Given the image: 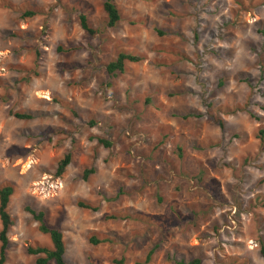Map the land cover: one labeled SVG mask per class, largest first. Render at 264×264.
I'll list each match as a JSON object with an SVG mask.
<instances>
[{"label": "rangeland", "instance_id": "obj_1", "mask_svg": "<svg viewBox=\"0 0 264 264\" xmlns=\"http://www.w3.org/2000/svg\"><path fill=\"white\" fill-rule=\"evenodd\" d=\"M113 1L0 0L4 264L50 246L26 206L66 264H264V0Z\"/></svg>", "mask_w": 264, "mask_h": 264}, {"label": "trees", "instance_id": "obj_2", "mask_svg": "<svg viewBox=\"0 0 264 264\" xmlns=\"http://www.w3.org/2000/svg\"><path fill=\"white\" fill-rule=\"evenodd\" d=\"M101 9L105 15L106 26L112 27L119 20L118 10L114 4L113 0H102ZM25 15H32L30 12H25ZM77 23L81 30L87 34H92L93 31L88 27L86 17L84 14L79 13L77 15ZM59 50V49H58ZM141 58L135 55L128 53L119 52L116 54L115 58L112 61H109L105 66V71L107 74L112 75L114 72L123 73L124 72V62H137ZM12 116L17 119H29L30 115L21 114V113H12ZM96 141L101 144L103 147H108L109 143L103 139L97 138ZM70 160V155L66 153L62 156L61 159L56 163L55 175L60 176L65 167L68 165ZM92 172L91 169H85L82 173V177L86 178L88 174ZM12 193V188L9 185L0 186V264H4L6 257V247H7V236L9 226H11V219L7 211V204L9 197ZM76 206L79 208L88 209L90 211H96V206H91L87 202L79 201L76 203ZM26 213H28L31 219L36 223V230L40 234H44L48 237L50 246L42 245H26L25 252L28 255L33 256V264H66L64 261V241L63 235L56 227L50 226L47 224L44 213L40 210L35 211L29 207L23 208ZM114 218V217H109ZM88 241L92 244H97L100 240L95 237H89ZM260 257L264 260V247L259 246L258 249ZM148 256V254H147ZM112 264H122L123 258L112 259ZM186 264H199L197 259H192L189 263Z\"/></svg>", "mask_w": 264, "mask_h": 264}]
</instances>
